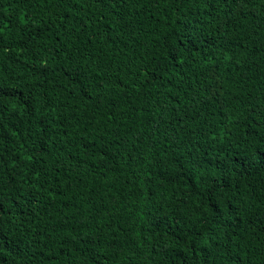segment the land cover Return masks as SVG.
<instances>
[{
	"label": "trees",
	"instance_id": "1",
	"mask_svg": "<svg viewBox=\"0 0 264 264\" xmlns=\"http://www.w3.org/2000/svg\"><path fill=\"white\" fill-rule=\"evenodd\" d=\"M0 264H264V0H0Z\"/></svg>",
	"mask_w": 264,
	"mask_h": 264
}]
</instances>
